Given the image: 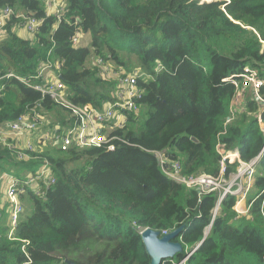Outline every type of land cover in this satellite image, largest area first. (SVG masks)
<instances>
[{
    "label": "trees",
    "instance_id": "16d2710c",
    "mask_svg": "<svg viewBox=\"0 0 264 264\" xmlns=\"http://www.w3.org/2000/svg\"><path fill=\"white\" fill-rule=\"evenodd\" d=\"M61 2L66 14L56 22L44 0H0V9L43 19L29 39L16 34L15 17L4 27L0 77L11 75L0 81V132L30 114L58 132L70 123L69 109L33 88L40 80L26 86L17 79L33 78L47 61L59 63L66 98L81 109L114 102L120 79L138 69L139 110L123 112L125 126L111 124L112 140L101 147L49 146L18 160L0 144V173L24 178L48 164L54 177L39 193L24 187V215L11 235L0 209V264H150L140 233L180 226L174 241L182 251L161 264H264V133L257 120L264 124V105L254 91H244V111L224 125L238 92L233 82L243 86L245 69L257 73L264 99V0ZM76 33L88 34L89 44L72 46ZM91 57L102 65H90ZM217 144L237 150L243 162L259 155L248 217L236 214L232 196L213 216L219 192L177 184L155 156L178 160L184 175L216 176ZM237 165L225 163V178Z\"/></svg>",
    "mask_w": 264,
    "mask_h": 264
},
{
    "label": "built area",
    "instance_id": "2783aa9c",
    "mask_svg": "<svg viewBox=\"0 0 264 264\" xmlns=\"http://www.w3.org/2000/svg\"><path fill=\"white\" fill-rule=\"evenodd\" d=\"M58 1L59 0H44L45 7L52 10V12L46 10L47 16L53 15L56 18V22H60L66 14V11H64L65 9L63 10L62 3L58 8H56V3ZM11 17H15L20 20L21 22L17 27L26 30V32L31 36H33L43 24V19L29 17L25 14H16L10 8H3L0 9V38L4 33V27ZM80 37L81 34L79 33H76L72 37V46L78 47L80 45ZM95 64L102 65L101 59H96ZM58 70L59 63L56 62L52 64L51 61H47L46 63L39 65L36 75L33 78L17 79L26 86L30 83L31 79L40 80L39 84L35 85L33 88L41 92V94L47 95L60 107L71 111L70 118L68 119L70 123L66 125V127H70L64 131L62 129L60 132H58L59 128L56 127L54 137L52 138L53 146L57 147L60 151L65 152L70 148L83 149L107 145L112 140V138H109V133L113 128L110 127L107 122L111 120L116 113H136L139 110V106L134 103V100L139 99L141 95L135 86V81L142 77V74L138 69H136L132 75H128L125 78L120 79L117 91L113 97L114 102L106 103L101 109L97 110L92 108L81 109L71 105L66 98V88L58 79ZM103 70L109 71L110 69L107 65H104ZM10 75L11 74H6L5 76L0 77V81L6 79ZM242 77L244 83L241 88H239L237 83L233 82L235 87L238 88V92L231 101L230 116L226 118L224 125H228L233 120L236 113L244 111L245 104L241 102L242 100L240 101L238 99L240 95L239 90L249 87L251 91H254L256 94V99L264 105V99H262L258 94V91L263 84L262 81H259L257 73L255 71L245 69ZM243 96L244 91H242V97ZM73 118L75 119V122H73ZM123 118L126 121L125 116H123ZM257 120L261 131L264 132V124L262 123L259 115L257 116ZM42 125L43 122L41 117L36 114L20 117L14 123L10 124L7 130L0 132V144L13 149L18 154L20 159H25L26 157H24L22 152H17V147L21 145L19 144V141L22 138L31 137V135L33 139L36 138L37 131ZM122 125H117V127L123 128ZM6 132L14 136V144L7 143V140L4 137ZM22 147L24 148V146ZM215 148L220 155V169L216 176H211L205 173L189 176L184 175L181 172V164L178 160L168 161L161 152H155V156L159 161L163 174L177 184L182 185L187 189L196 190L198 194L219 192L218 201L213 210V216L218 213L221 201L227 196H232L235 197V205L233 209L236 214L238 216L248 217L250 205L247 204V197L254 183L256 164L259 155L248 162H243L240 160L237 150L225 151L221 144H217ZM25 150L29 152L33 151L29 145L28 149ZM108 150L112 151L113 147L108 146ZM235 162L238 164L235 172L229 174L228 177L225 178V163L232 164ZM53 183L54 177L48 164L41 165L37 168L34 174L28 173L24 178H18L11 173L0 174V195L2 202L0 209L5 208L6 213L9 215L10 235L16 228L24 212V207L20 200V195L23 194L24 187L33 186V190L36 193H39L40 186L46 188L48 185ZM165 234L168 233L162 232V235Z\"/></svg>",
    "mask_w": 264,
    "mask_h": 264
},
{
    "label": "rangeland",
    "instance_id": "374dc122",
    "mask_svg": "<svg viewBox=\"0 0 264 264\" xmlns=\"http://www.w3.org/2000/svg\"><path fill=\"white\" fill-rule=\"evenodd\" d=\"M201 2H204L205 0H200ZM61 0H59L57 3H56V8H58L60 5H61ZM62 5H63V10L65 9V7H64V4L62 3ZM46 10H48L49 12H52V10L51 9H49V8H47L46 7ZM65 11V10H64ZM5 35V33H3L2 35H1V37H3ZM87 38H89V37H87ZM89 42V41H88ZM81 44V43H80ZM94 60H95V57H91L90 58V60H89V64L90 65H94ZM107 67L109 68V69H113L114 68V66H112L111 65V63L110 62H108L107 63ZM109 75L110 76V74L107 72V71H105L104 72V75ZM246 85V84H245ZM242 91H245V94H246V92L248 93V95L251 93V89L249 88V87H246L245 89H241V90H239V97H238V99L241 101L242 99L243 100H245L243 97H242ZM135 114H138V111L135 113ZM124 116V115H123ZM68 118H66L65 120H67ZM41 120H42V122H43V125L39 128V130L37 131V137L36 138H32V135H31V137H25V138H22V139H20V141H19V144H21L22 146H24V148L25 149H28V145L32 148V150L33 151H41V150H43V151H41V152H45L46 150H48V147L49 146H52V148L50 149V150H55L56 149V147H54L53 146V140H52V138L54 137V131L56 130V127L54 128V130H50V129H47V125H45V118H42L41 117ZM124 123V124H123ZM125 119L121 116V114L120 113H116L115 114V116L111 119V120H109L108 122H107V124L108 125H114V126H116L117 127V125H122L123 127L125 126ZM68 127H70V126H67V127H65L64 129H63V131L64 130H67V128ZM113 130L115 129V128H112ZM108 130V129H107ZM264 133V132H263ZM4 137H5V139L7 140V143H9V144H14V142H15V138H14V136L12 135V134H9V133H5L4 134ZM40 138H42V139H40ZM21 145H19L18 147H17V152H22L23 154H25V153H28L29 151H26ZM30 150V149H29ZM59 150V149H58ZM32 151V152H33ZM16 156H17V159L18 160H23V159H20L19 157H18V154L16 153ZM24 157H27L26 155H24ZM2 173H11V172H6V171H3V172H1L0 174H2ZM11 174H13V173H11ZM252 191V190H251ZM251 193V192H250ZM250 193H249V195H250ZM249 195H248V197H249ZM248 197H247V199H248ZM22 205H23V207H24V204L23 203H21ZM24 210H25V208H24ZM24 215V214H23Z\"/></svg>",
    "mask_w": 264,
    "mask_h": 264
},
{
    "label": "water",
    "instance_id": "95a60500",
    "mask_svg": "<svg viewBox=\"0 0 264 264\" xmlns=\"http://www.w3.org/2000/svg\"><path fill=\"white\" fill-rule=\"evenodd\" d=\"M212 1L217 0H205V2ZM182 228L183 226H180L165 235H160V232L149 228L140 233L142 244L150 258V264H161L162 261L171 259L182 251L181 244L174 241Z\"/></svg>",
    "mask_w": 264,
    "mask_h": 264
},
{
    "label": "crops",
    "instance_id": "0c3cea01",
    "mask_svg": "<svg viewBox=\"0 0 264 264\" xmlns=\"http://www.w3.org/2000/svg\"><path fill=\"white\" fill-rule=\"evenodd\" d=\"M15 32H16V34H17L20 38H23V39H29V38L31 37V35L28 34V33L26 32V30L21 29V28H15ZM87 37H89L88 34H86V35H81V37H80V43H81V46H87V45L89 44L88 41H90V37H89V38H87ZM94 64H95V60H94ZM241 102L244 103V100L242 99ZM122 115H123V114H121V116H122ZM122 117H123V116H122ZM0 205H2V202H1V195H0Z\"/></svg>",
    "mask_w": 264,
    "mask_h": 264
}]
</instances>
